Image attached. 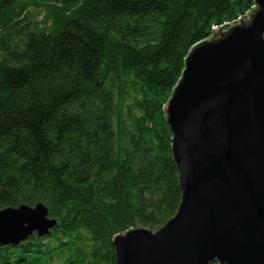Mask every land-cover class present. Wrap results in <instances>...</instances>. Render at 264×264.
<instances>
[{"label": "trees", "instance_id": "1", "mask_svg": "<svg viewBox=\"0 0 264 264\" xmlns=\"http://www.w3.org/2000/svg\"><path fill=\"white\" fill-rule=\"evenodd\" d=\"M254 6L0 0V211L44 204L56 221L0 264H116L117 235L177 214L165 107L190 49Z\"/></svg>", "mask_w": 264, "mask_h": 264}, {"label": "water", "instance_id": "2", "mask_svg": "<svg viewBox=\"0 0 264 264\" xmlns=\"http://www.w3.org/2000/svg\"><path fill=\"white\" fill-rule=\"evenodd\" d=\"M194 45L165 107L182 191L157 231L113 239L116 264H264V0ZM56 226L44 204L0 211V246Z\"/></svg>", "mask_w": 264, "mask_h": 264}, {"label": "rangeland", "instance_id": "3", "mask_svg": "<svg viewBox=\"0 0 264 264\" xmlns=\"http://www.w3.org/2000/svg\"><path fill=\"white\" fill-rule=\"evenodd\" d=\"M220 29L216 30V32H218Z\"/></svg>", "mask_w": 264, "mask_h": 264}]
</instances>
